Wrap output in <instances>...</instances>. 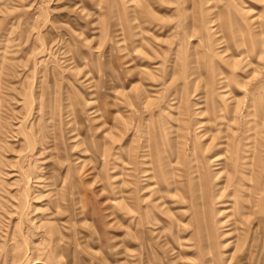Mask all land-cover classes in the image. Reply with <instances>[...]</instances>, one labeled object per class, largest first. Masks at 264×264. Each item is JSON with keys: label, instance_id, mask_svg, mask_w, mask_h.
Returning a JSON list of instances; mask_svg holds the SVG:
<instances>
[{"label": "rangeland", "instance_id": "obj_1", "mask_svg": "<svg viewBox=\"0 0 264 264\" xmlns=\"http://www.w3.org/2000/svg\"><path fill=\"white\" fill-rule=\"evenodd\" d=\"M0 264H264V0H0Z\"/></svg>", "mask_w": 264, "mask_h": 264}]
</instances>
